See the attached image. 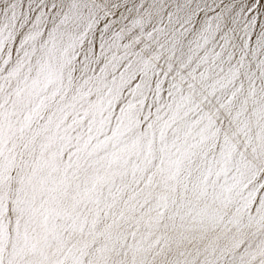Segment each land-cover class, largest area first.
Instances as JSON below:
<instances>
[{
  "label": "snow or ice",
  "instance_id": "snow-or-ice-1",
  "mask_svg": "<svg viewBox=\"0 0 264 264\" xmlns=\"http://www.w3.org/2000/svg\"><path fill=\"white\" fill-rule=\"evenodd\" d=\"M0 264H264V0H0Z\"/></svg>",
  "mask_w": 264,
  "mask_h": 264
}]
</instances>
